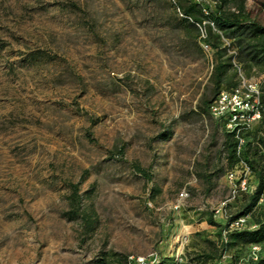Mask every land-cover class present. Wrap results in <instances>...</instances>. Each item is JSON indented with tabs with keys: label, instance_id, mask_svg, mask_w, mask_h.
<instances>
[{
	"label": "rangeland",
	"instance_id": "obj_1",
	"mask_svg": "<svg viewBox=\"0 0 264 264\" xmlns=\"http://www.w3.org/2000/svg\"><path fill=\"white\" fill-rule=\"evenodd\" d=\"M246 6L264 24V0ZM181 17L174 0H0V264L251 262L212 222L240 200L226 121L200 106L214 50Z\"/></svg>",
	"mask_w": 264,
	"mask_h": 264
},
{
	"label": "trees",
	"instance_id": "obj_2",
	"mask_svg": "<svg viewBox=\"0 0 264 264\" xmlns=\"http://www.w3.org/2000/svg\"><path fill=\"white\" fill-rule=\"evenodd\" d=\"M176 8L182 15L181 23L184 28L198 32L204 45L214 50V64L210 80L213 84L214 99L226 90H232L239 84V71L253 66L264 70V24L252 17L246 6V0H174ZM202 32V33H201ZM232 71V78L228 71ZM226 81V89L223 83ZM214 99L204 97L201 101V110L210 113V105ZM264 107V88L261 93ZM212 116V115H211ZM245 139L239 151V137L236 130L226 131L225 148L230 166L233 168L241 158L248 161L254 168V178L257 187L252 193L247 194L242 203L234 205L235 210H230L232 218L251 214V221L256 224L252 230H236L229 233L241 246L252 247L264 242V212L259 208V200L264 196V116L254 124L252 129L240 133ZM244 194V195H245ZM252 201L251 205H247ZM219 226L222 243V230L226 224L212 221ZM222 245H224L222 243ZM127 259V258H126ZM115 262L109 264H124ZM163 263V259L159 264ZM236 264V263H235ZM249 264H264V256Z\"/></svg>",
	"mask_w": 264,
	"mask_h": 264
},
{
	"label": "built area",
	"instance_id": "obj_3",
	"mask_svg": "<svg viewBox=\"0 0 264 264\" xmlns=\"http://www.w3.org/2000/svg\"><path fill=\"white\" fill-rule=\"evenodd\" d=\"M210 48L208 45H204ZM262 90L258 85L251 83L242 73L239 74V84L232 90L222 91L212 101L210 113L216 119H225L228 130H236L239 137V153L245 143V139L240 137V133L252 129L254 124L259 122L264 116V107L261 101ZM254 176V168L245 159L239 162L229 171L228 178L232 184L233 197L239 196V202L226 199L215 208V214L222 217V223L226 224L222 230V243H228L229 233L236 230H252L256 224L251 221V214L241 215L232 218L230 208L242 203L245 193H252L255 189L250 185ZM181 196L187 195L184 191ZM241 197V198H240ZM259 204H264V196L259 200ZM260 258V245L251 247L250 261H257ZM181 258L179 261H182ZM162 261L160 253L154 252L147 256L129 255L124 264H159ZM89 264V263H85ZM236 264H247L239 260Z\"/></svg>",
	"mask_w": 264,
	"mask_h": 264
}]
</instances>
